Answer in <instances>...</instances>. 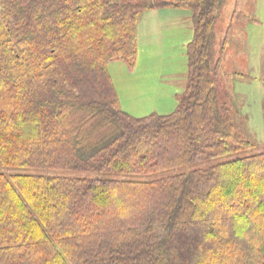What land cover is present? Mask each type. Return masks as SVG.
<instances>
[{
    "label": "trees",
    "instance_id": "1",
    "mask_svg": "<svg viewBox=\"0 0 264 264\" xmlns=\"http://www.w3.org/2000/svg\"><path fill=\"white\" fill-rule=\"evenodd\" d=\"M224 2L0 0V264H264V151L232 157L253 142L217 87ZM167 7L192 12L187 83L134 116L108 65L134 70L139 16Z\"/></svg>",
    "mask_w": 264,
    "mask_h": 264
},
{
    "label": "rangeland",
    "instance_id": "2",
    "mask_svg": "<svg viewBox=\"0 0 264 264\" xmlns=\"http://www.w3.org/2000/svg\"><path fill=\"white\" fill-rule=\"evenodd\" d=\"M235 1L225 0L224 2L215 26L214 49L217 53L225 37V32L232 23L225 57L228 58L229 55H233V58L232 61L229 60L228 64L224 63L217 80V87L222 102L227 104L231 102L234 110H237L238 116L241 118L245 119L247 116V123L245 121L240 122L242 124L241 133L253 142L250 149L237 152L232 156L236 158L264 151V0H242L238 12L233 17ZM158 44L163 46L154 50L152 55L141 45L139 64L134 70H130L126 64L120 61L109 63V73L124 106H129L128 103L133 101L148 100L149 97L160 98L162 92L154 84L157 80H155L156 72L162 71L161 73H163L166 71L167 74L175 75L181 71L187 72L186 50L182 51L183 47L180 41L166 40ZM246 54L247 59L245 58ZM234 57L237 61L234 60ZM235 72L245 76L236 75ZM225 97H228V100ZM233 115V122L236 124L238 122L236 114L233 113ZM188 169L185 168V170ZM167 173L161 171L149 177L159 178ZM73 174L91 177L98 175L102 177L117 176L114 173L77 172ZM128 177L141 178L138 175Z\"/></svg>",
    "mask_w": 264,
    "mask_h": 264
},
{
    "label": "crops",
    "instance_id": "3",
    "mask_svg": "<svg viewBox=\"0 0 264 264\" xmlns=\"http://www.w3.org/2000/svg\"><path fill=\"white\" fill-rule=\"evenodd\" d=\"M254 20L255 19H253V21ZM137 37H138V57H137L136 67H138L139 64L138 62L140 57L141 45L143 49H146L149 52V54L152 55L154 50L158 49L159 46H163L158 43H161L166 40L172 42L180 41V44L183 47L182 51L183 50L185 51L187 44L190 42L191 37H193L192 12L190 9L179 8V7L156 8L145 11L139 16L138 19ZM228 42L229 39L227 40V44H226V51H225L226 54L228 49ZM177 45H179V43H177ZM182 54L184 55V52ZM229 56L228 58L224 56L225 59L223 60V66L224 63L228 64L229 60L232 61L233 55H229ZM186 58H187V54H186ZM245 58L247 59V54ZM234 60L237 61L235 57ZM246 65L247 62L245 64V67ZM161 72L155 73L156 76L155 80L156 79L157 80L154 83L162 92L160 98L149 97L148 100H144L140 102L133 101L128 103L129 106H124L123 100L119 97L123 110L134 116H145L153 112L158 114H168L172 112L178 104L179 97L184 92L187 83L188 70L186 73L181 71V73H176V75L167 74L166 71H164L163 73ZM236 75L245 76L242 73H236ZM228 105L231 109L232 116H234L233 113L236 114L235 116L238 122L235 124V127L238 128V130L241 132L242 124L240 122L245 121L247 123V116L245 117V119L241 118L240 116H238L239 113L237 112V110H234L233 108L234 106L231 104V102ZM263 113H264V107H263Z\"/></svg>",
    "mask_w": 264,
    "mask_h": 264
}]
</instances>
